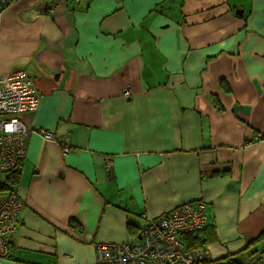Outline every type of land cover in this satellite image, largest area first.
<instances>
[{"label":"crops","instance_id":"obj_1","mask_svg":"<svg viewBox=\"0 0 264 264\" xmlns=\"http://www.w3.org/2000/svg\"><path fill=\"white\" fill-rule=\"evenodd\" d=\"M7 1L0 74L23 68L38 94L18 114L9 260L93 264L142 214L197 199L210 258L246 259L264 230V0Z\"/></svg>","mask_w":264,"mask_h":264},{"label":"built area","instance_id":"obj_2","mask_svg":"<svg viewBox=\"0 0 264 264\" xmlns=\"http://www.w3.org/2000/svg\"><path fill=\"white\" fill-rule=\"evenodd\" d=\"M7 0H0V16ZM130 96V89L123 91ZM34 80L23 68L0 74V181L7 171H16L26 154L28 128L18 114L37 107ZM54 140L52 131H39ZM68 151L64 145L63 152ZM111 163L106 162L109 170ZM23 203L12 190L0 192V264H14L8 258V237L16 228ZM140 238L128 242L95 244L93 264H214L206 247L188 248L184 236L201 229L206 221L201 199L182 203L157 216L142 214Z\"/></svg>","mask_w":264,"mask_h":264},{"label":"trees","instance_id":"obj_3","mask_svg":"<svg viewBox=\"0 0 264 264\" xmlns=\"http://www.w3.org/2000/svg\"><path fill=\"white\" fill-rule=\"evenodd\" d=\"M18 179V169L16 171H7L4 173L2 180L0 181V192L6 191V190H12L13 187L12 184L15 183ZM75 219H70V224L75 225ZM195 232H190L187 235L184 236L186 241V246L188 248L194 249L199 247H204V242L199 239V236ZM264 241V230L261 231L258 235H256L254 238L249 240L246 244V246L240 251L239 253H248L250 248H252L257 243ZM256 251H250L249 254H247L246 259L239 260L236 259L235 256L232 255V257H224L220 259H213L212 263L214 264H263L261 262V259L258 258H251L252 254H254ZM237 254V253H236ZM235 255V254H234Z\"/></svg>","mask_w":264,"mask_h":264},{"label":"rangeland","instance_id":"obj_4","mask_svg":"<svg viewBox=\"0 0 264 264\" xmlns=\"http://www.w3.org/2000/svg\"><path fill=\"white\" fill-rule=\"evenodd\" d=\"M253 250H255L256 252L251 255L252 256L251 258L255 259L259 257L261 259V262L264 264V241L254 245L250 251H253ZM250 251H248L247 254H249ZM18 264H22V263H18ZM32 264H40V263L33 262Z\"/></svg>","mask_w":264,"mask_h":264},{"label":"water","instance_id":"obj_5","mask_svg":"<svg viewBox=\"0 0 264 264\" xmlns=\"http://www.w3.org/2000/svg\"><path fill=\"white\" fill-rule=\"evenodd\" d=\"M138 238H140V235L138 236Z\"/></svg>","mask_w":264,"mask_h":264}]
</instances>
